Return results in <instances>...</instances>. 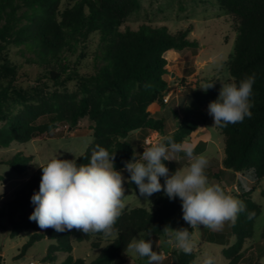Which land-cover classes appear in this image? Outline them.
<instances>
[{"label": "trees", "instance_id": "trees-1", "mask_svg": "<svg viewBox=\"0 0 264 264\" xmlns=\"http://www.w3.org/2000/svg\"><path fill=\"white\" fill-rule=\"evenodd\" d=\"M218 2L233 19L236 32L234 54L228 65L231 77L239 83L248 75L256 76L251 118L227 127L218 126L224 137L222 167L207 173L209 180L218 181L222 180V174L230 173V182H234L237 172L249 171L254 175L252 188L242 190L236 197L244 202L247 211L240 213L235 225L232 224L234 243L229 245L224 234H209V242L225 246L223 255L228 264H241L246 243L253 240L255 222L263 210L251 195L264 179V0ZM139 7L137 0H0V122L5 124L0 130V146L9 147L13 141L26 143L52 134L58 122L75 127L80 119L88 118L93 123V141L76 160L77 164L88 163L93 149L99 145L114 154V167L119 171L125 169V162L132 160L135 153L129 142L132 134L142 129L162 133L163 120L152 117L148 108L162 105L168 88L165 53L196 49L199 45L189 37L192 28L171 33L166 26L142 23L134 29L126 19ZM93 33L99 34L95 72L80 76L71 58L78 53V59L86 57V45ZM11 45L19 48L28 64L42 68V73L32 79L30 89L18 85L19 66L6 56ZM73 80L80 82L79 99L68 108L53 98L54 94L43 90L46 83L62 86ZM220 88L214 85L195 93L197 106L212 102ZM32 94L37 95L35 104ZM18 107L21 109L17 112ZM44 115H49V121L38 123ZM197 128L196 122L185 117L173 138L182 142ZM31 161L32 157L18 153L0 164L26 176ZM41 177L40 167L0 209V220H8L11 238L27 230L34 231L17 258L24 256L37 241L48 239L56 243L49 247L44 261L56 263L61 254L64 261L60 264H127V245L133 238L148 231L152 236H164L167 220L178 213L183 215L178 199L170 200L164 194L158 197L152 210L124 209L114 225L112 240L103 233L85 234L76 229L41 230L29 219L35 208L31 197L39 191ZM164 179L161 177L160 182ZM126 184L138 191L134 183ZM261 195L264 197V190ZM250 212L255 213L252 219L247 218ZM105 237L108 245L102 248ZM73 241L89 243L92 249L100 250L99 256L91 262L75 258ZM251 250L260 264L264 257V228L261 239ZM174 256L176 264H196L198 252L185 254L176 250Z\"/></svg>", "mask_w": 264, "mask_h": 264}, {"label": "rangeland", "instance_id": "rangeland-1", "mask_svg": "<svg viewBox=\"0 0 264 264\" xmlns=\"http://www.w3.org/2000/svg\"><path fill=\"white\" fill-rule=\"evenodd\" d=\"M137 1L140 4L139 9L133 11L126 19L134 29H137L142 23L166 26L171 33L192 28L189 37L197 40L199 46L196 49L170 50L165 53L168 61L166 66L168 73L165 75L168 88L164 95H170L167 105L165 106L163 103L166 116L157 118L152 114L151 106L148 108L152 117L163 120L164 130L162 133L150 129L139 130L129 137V142L133 146L135 153L139 155L144 151L146 139L156 142L168 136L173 137L185 117L196 123L205 122L213 134V144H210V148L205 153H202L209 160L206 174L215 172V168L222 167L224 137L218 126L213 125V119L208 114L209 104L199 107L193 98L195 93L205 91L203 87L208 84L222 87V83L233 81L228 65L233 57L235 48L236 32L234 30V21L220 7L218 0ZM65 4L63 3V5ZM98 46L99 34L93 33L86 45V57L78 59V53L71 58L80 76L94 74L95 54ZM6 56L19 66L20 77L18 85L25 89H30L33 86L32 79L42 73V68L28 64L25 57L20 53L19 48L14 45L7 48ZM43 90L49 92L50 95L54 94L53 98H58L62 105L68 108L73 101L79 99L80 82L73 80L62 86L46 83L43 86ZM31 98L35 100L37 95L32 94ZM32 102L35 104L36 100ZM20 109L18 107L17 112ZM165 117H167V120H165ZM49 119V115H44L38 120V123L48 122ZM4 126V122H0V130ZM92 126L93 123L88 118L80 119L75 127H71L68 123L58 122L52 134L37 137L26 143L13 141L9 147L0 146V161L8 160L18 153L32 157L26 176L16 174L7 164H0V209L4 208L12 200L15 191L24 186L26 178H30L40 166L46 165L54 156L58 155V158L67 160H77L82 156L93 141ZM193 134L194 132L186 137L185 140L188 141ZM170 159L172 160L163 161L169 169V175L174 173L179 167H186L189 163L186 155H180L179 153H170ZM119 171L125 177V209L136 207L148 210L154 209L158 197L164 195L163 191L154 193L152 196L147 197L146 200L145 197L139 195L138 191L127 187L126 183L130 174L125 169ZM228 174H222L221 181L210 179V182L219 183L228 194L234 197H237L242 190H249L255 184L254 175L249 171L237 172L234 182H230ZM163 183L164 180L161 184ZM259 185L260 187L251 195L252 199L263 207L261 215L255 222V237L259 235L264 225V197L261 195L262 190H264V179ZM177 199L182 208L181 200L178 197ZM166 224L172 229L188 228L195 245L194 250L198 252L196 264H203L205 254L212 255L215 258V264H228L227 259L223 255L225 246L209 242V234H224L225 237L230 239L229 244L232 245L234 237L231 233V222L225 223L221 231H211L204 227L191 229L183 220L181 213H178L170 217ZM33 233L34 231L27 230L18 237L11 238L8 220H0V262L2 264H60L64 261V255L61 254L57 256L56 263L44 261L49 247L56 243L54 240L48 239L37 241L26 251L24 256L17 258L21 253L22 247L28 242ZM114 237V235H110L108 238L112 240ZM104 239L102 248L108 245L107 238L105 237ZM151 239L153 240V250L163 257L161 264H176L174 252L178 249L175 247L172 235L167 232L164 236H152ZM248 246L249 243L247 242L246 247ZM99 254L100 250L92 249L89 243L73 241L72 256L75 258L86 259L87 262H91ZM127 254L129 256L127 264H147L148 262L147 257L140 258L128 251ZM257 263L256 254L246 250L241 264Z\"/></svg>", "mask_w": 264, "mask_h": 264}, {"label": "clouds", "instance_id": "clouds-1", "mask_svg": "<svg viewBox=\"0 0 264 264\" xmlns=\"http://www.w3.org/2000/svg\"><path fill=\"white\" fill-rule=\"evenodd\" d=\"M255 73L246 76L239 83H222L218 98L208 105V114L213 125L227 127L251 118L253 107V85ZM208 84L203 89L213 87ZM183 152L189 163L179 167L169 175L163 161H170V153ZM208 158L195 154L194 146L187 140L176 142L168 136L163 140L144 147L142 154H133L125 162V170L130 174L129 183H134L139 195L145 197L163 191L170 199L177 197L182 202V218L191 227L221 231L227 222L235 225L239 214L246 212L244 202L228 194L219 183L210 182L206 169ZM42 168L39 191L31 197L35 205L29 216L41 230L52 228L57 232L76 229L85 234L103 233L110 236L114 225L126 207L125 177L114 167V154L97 145L88 163L77 164L76 160L54 156ZM164 177L161 184L160 178ZM255 213H248L252 219ZM164 231L172 235L175 247L185 254H191L194 243L188 228ZM127 245L129 253L140 258L147 257V264H161L163 257L153 250L151 232L140 234ZM203 264H215V258L205 254Z\"/></svg>", "mask_w": 264, "mask_h": 264}, {"label": "crops", "instance_id": "crops-1", "mask_svg": "<svg viewBox=\"0 0 264 264\" xmlns=\"http://www.w3.org/2000/svg\"><path fill=\"white\" fill-rule=\"evenodd\" d=\"M171 51H173V50H171ZM163 105L164 104H162V105H160V104L151 105L150 109H151L152 114L155 117L161 118V116H166V113L164 112L165 109H163V107H164ZM166 105L167 104H165V106ZM165 120H167V117H165ZM197 124H198V128L194 131L193 136L190 137L188 142L194 146V153L195 154H202V153H205L210 148V144H213V134H212L211 130L206 126L205 122H200ZM179 154L185 155L183 152H180ZM28 180H29V178H26L25 182H27ZM263 228H264V225H263L258 236L255 237V233H254L253 240L248 242L249 246L246 247V250H249L250 252H252L251 247L261 239ZM229 243H230V239H229ZM260 263L264 264V257L260 260Z\"/></svg>", "mask_w": 264, "mask_h": 264}, {"label": "built area", "instance_id": "built-area-1", "mask_svg": "<svg viewBox=\"0 0 264 264\" xmlns=\"http://www.w3.org/2000/svg\"><path fill=\"white\" fill-rule=\"evenodd\" d=\"M169 100H170V95H164L163 103L167 104L169 102ZM145 143H146L145 147H147V146H149V145H151V144H153L155 142H152L150 139H146Z\"/></svg>", "mask_w": 264, "mask_h": 264}]
</instances>
